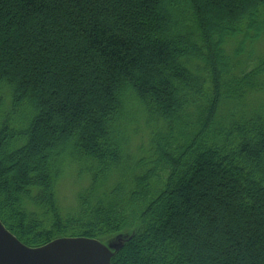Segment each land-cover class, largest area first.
Segmentation results:
<instances>
[{
	"label": "trees",
	"instance_id": "1",
	"mask_svg": "<svg viewBox=\"0 0 264 264\" xmlns=\"http://www.w3.org/2000/svg\"><path fill=\"white\" fill-rule=\"evenodd\" d=\"M259 95L264 0H0V222L133 233L111 264H264Z\"/></svg>",
	"mask_w": 264,
	"mask_h": 264
},
{
	"label": "water",
	"instance_id": "2",
	"mask_svg": "<svg viewBox=\"0 0 264 264\" xmlns=\"http://www.w3.org/2000/svg\"><path fill=\"white\" fill-rule=\"evenodd\" d=\"M133 233L105 244L87 237H62L32 248L22 244L0 222V264H111V258Z\"/></svg>",
	"mask_w": 264,
	"mask_h": 264
},
{
	"label": "rangeland",
	"instance_id": "3",
	"mask_svg": "<svg viewBox=\"0 0 264 264\" xmlns=\"http://www.w3.org/2000/svg\"><path fill=\"white\" fill-rule=\"evenodd\" d=\"M260 99L258 100V99H256V100H254L253 102H264V96L263 95H259L258 96ZM258 100V101H257ZM62 195H66L67 196V199H66V201L65 202H69L70 201V198H71V196H70V194L68 193V192H66L65 193V191L62 193ZM123 234H121V235H118L115 239H123Z\"/></svg>",
	"mask_w": 264,
	"mask_h": 264
}]
</instances>
